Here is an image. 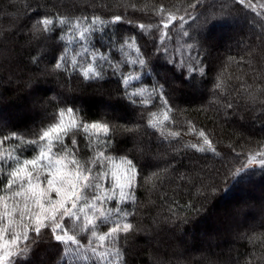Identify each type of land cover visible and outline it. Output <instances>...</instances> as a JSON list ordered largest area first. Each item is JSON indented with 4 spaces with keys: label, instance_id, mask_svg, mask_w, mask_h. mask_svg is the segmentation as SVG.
<instances>
[{
    "label": "snow or ice",
    "instance_id": "obj_1",
    "mask_svg": "<svg viewBox=\"0 0 264 264\" xmlns=\"http://www.w3.org/2000/svg\"><path fill=\"white\" fill-rule=\"evenodd\" d=\"M61 7L47 0L22 6L9 0L0 12L15 22L0 31V41L7 43V33L13 30L25 33L21 51L37 44L35 53H28L29 63L39 66L50 61L48 75L68 80L78 76L96 85L115 77L123 98L133 109L139 108L145 123H120L124 118L120 116L88 120L64 93L59 94L51 118L29 132L9 130L10 122L0 119V264H128L129 240L141 232L149 234L134 219L140 204L137 190H158L173 168L171 162L164 167L156 162L166 155L159 150L147 158L151 145L145 144V137L155 136L158 144L179 152L173 141L179 142L181 131L170 128L175 124L173 114L184 111L176 105L177 92L185 86L194 91L205 86L212 53L225 38L214 32L217 25L233 29L241 21L258 25L259 43L245 45L239 60L228 58L246 70L226 77L221 69L213 78L208 103L218 105L217 112L222 110L225 117L231 110L243 122H247L244 113H250L264 133V0H187L182 7L156 0H117L111 7L123 13L107 18L95 11L76 15ZM129 11L141 18L131 17ZM21 19L27 23L17 28ZM120 22L136 31L119 33L115 25ZM9 51L15 53V48ZM233 79L237 83H230ZM36 106L42 107L39 99ZM188 131L202 140L191 148L220 155L204 129L196 131L190 123ZM126 134L132 136L143 163L129 158L130 150L121 149L119 137ZM29 150L31 155H25ZM121 151L119 157L113 155ZM253 164H259L264 174V138L248 150L245 163L230 168L228 175L240 184L253 174L248 171ZM145 168L156 170L142 176ZM216 190L213 184L202 185L199 191ZM168 211L170 215L162 220L154 218L153 225L188 222L187 216L181 217L178 202ZM245 238L253 251L244 264L256 258L264 264V232ZM38 249L55 255L44 260ZM152 264L167 261L154 256Z\"/></svg>",
    "mask_w": 264,
    "mask_h": 264
},
{
    "label": "trees",
    "instance_id": "obj_2",
    "mask_svg": "<svg viewBox=\"0 0 264 264\" xmlns=\"http://www.w3.org/2000/svg\"><path fill=\"white\" fill-rule=\"evenodd\" d=\"M25 2L35 3L36 0H12V3L17 6H22ZM47 2L60 5L61 11L66 10L76 15H79L81 11L85 13L95 11L107 18L113 13H123V9L111 7L117 0H47ZM131 2L140 3L142 0H131ZM156 2L182 7L187 0H156ZM101 3L109 7H95ZM8 4L9 0H0V9H5ZM12 15L14 16L15 13L13 12ZM20 15L23 16L22 11ZM29 15L34 16L35 13H29ZM129 15L135 19L141 18L139 13L129 11ZM14 22L0 12V31H6L8 25ZM26 23V19H21L17 28L23 27ZM240 26L239 29H233L229 25H217L214 28V32L223 34L225 38L218 49L212 53V70L204 78L205 86L200 91H194L187 86L182 87L177 92L176 98V105L184 111H177L175 114L189 126L190 123L194 124L196 131L204 129L220 155L216 156L211 152L201 153L191 148V144H199L201 140L196 132L194 134L188 132L191 134V139H188L186 134H181L178 143L173 141L179 152H173L166 144L163 146L158 144L155 136L151 140L145 137V144L151 145L149 157H155L158 150L166 153L160 158L161 167L171 162L173 168L158 190L148 192L144 187L137 190L140 204L138 215L134 219H138L144 227L148 228L149 234L141 232L129 240L128 264H152L154 256H159L167 261V264H184L185 260L179 257L177 251L183 254L184 251L181 249H186V246L192 242L195 252L192 251L193 249L189 252L192 253L191 255L196 253L198 259L188 263L224 264L225 258L229 255L219 250L221 246L211 249L209 239L220 240L221 245L224 244V247L232 251L230 253V258L233 259L232 264L234 262L244 264L253 251L245 238L246 235L264 232V228L261 227L264 224L262 223L264 207L258 202V196L253 190L254 187L264 186V174L261 172L260 165L251 166L248 171L253 174L245 177L240 184L228 175L230 168L240 167L242 163H245L246 153L249 149L256 148V142L264 138V133L261 132V127H256L258 123L251 120L250 113H244L247 121L244 124L240 122L238 116L231 114V110L225 117L222 110L220 113L217 112L218 105L212 106L208 103L212 98L213 78L221 69L224 70L226 77L241 75L246 70V66L241 68L235 63H229L228 58L235 56L239 60L238 53L243 54L241 50L245 45L259 43L258 25L241 21ZM115 28L119 33L136 31L122 22L117 23ZM7 34L10 37L9 41L7 43L0 41V119L10 122L9 130L29 132L38 127L41 120L46 117L50 119L60 99V93H64L69 100H75V107L79 108L81 114L88 120L101 118L111 120L115 116H120L124 117L119 121L120 123H127L129 120L145 123L140 119L139 108L133 109L129 106V101L123 98L121 89L115 83V77L96 85L78 76L68 80L64 76L48 75L46 72L50 70V61L46 60L39 66L29 63L28 53L34 54L38 45L33 44L30 48L21 51L25 33H17L13 30ZM151 43L149 41V46ZM13 48L15 53L9 51ZM6 54L9 56L6 57ZM11 55H15L16 58H10ZM148 82L146 79L145 83ZM230 83H237V81L233 79ZM202 93L206 94L207 98ZM38 99L42 107L36 106ZM249 137H251L250 141ZM78 139L82 138L78 137ZM119 139L121 149L130 150L129 158H135L143 163L142 154L134 149L132 136L126 134ZM122 154V151L113 153L117 157ZM25 155H31V151L29 150ZM155 170L145 168L142 176ZM181 175L191 179H181ZM213 184L217 187L214 193L203 194L199 191L202 185ZM177 202L181 217L187 216L188 222L182 223L177 220L175 223L161 222L158 227L154 226L153 219L162 220L169 216V206L176 207ZM220 202L225 204V209H221ZM185 205H192V207L185 208ZM229 216H235L232 226L214 224L219 219H230ZM246 217L250 221H247ZM241 218L245 221L242 222ZM169 234L172 238L167 241ZM233 234H235L234 240L230 238ZM148 242L152 243L149 245ZM154 242L164 248L163 252L152 245ZM37 251L40 256L44 255V260H51L55 255L54 252L46 253L39 249ZM252 264H260V260L253 259Z\"/></svg>",
    "mask_w": 264,
    "mask_h": 264
},
{
    "label": "rangeland",
    "instance_id": "obj_3",
    "mask_svg": "<svg viewBox=\"0 0 264 264\" xmlns=\"http://www.w3.org/2000/svg\"><path fill=\"white\" fill-rule=\"evenodd\" d=\"M241 26H239L238 27V29L240 28ZM237 29V31H239ZM7 55L8 54H6V57H7ZM9 56V55H8ZM13 55H11V57H12ZM104 107L105 108H107V106L106 105H104ZM108 109V108H107ZM173 116H174V120H175V124L174 125H170V128H171V130H173V131H175V130H180L181 131V134H186V136H188V139H191V134H188V132H190V131H188V129H189V125L188 124H186V123H184L183 121H182V119L180 118V117H178V115L177 114H173ZM240 122H243V121H240ZM244 124H246V122H243ZM257 128H259V127H261L259 124H257V126H256ZM187 132V133H186ZM195 132V131H194ZM194 132H190V133H192V134H194ZM149 143V142H148ZM200 143H202V140H200ZM149 159H152L153 157L152 156H150V157H148ZM156 162H158L159 164H160V166L162 165V160L161 159H159V160H157ZM257 164H253L252 166H256ZM254 194L255 195H257L258 196V202L260 203V204H263L262 206L264 207V186H260V187H254ZM220 206H221V209L223 210V209H225L224 207H225V204L223 203L222 204V202H220ZM233 217H235V216H229V218L230 219H219V220H216L215 221V225H223V226H225V224H228V225H230V226H232L233 225ZM247 218V221H250L249 219H248V217H246ZM241 220H243L242 222H244L245 221V219L243 218H241ZM240 220V221H241ZM237 221H239V219L237 220ZM264 222V219H263V221H262V223ZM241 223V222H240ZM165 225H167L166 223H165ZM226 227V226H225ZM166 234H168V232H166ZM238 234H236V236H237ZM170 236V234L168 235V239H167V237H166V239H167V241L168 240H170L172 237H169ZM230 238H232L233 240L235 239V234H233ZM192 242V241H191ZM209 242H210V244H211V249H214V248H217V247H220L219 248V250H222V251H224V253L227 255H229V256H227V258H225V262H223L224 264H232L233 263V259L232 258H230V253L232 252H230L229 251V249L227 248V247H224V244H222L221 245V242H220V240H218V241H214L213 239H209ZM152 243V242H151ZM168 242H166V244H167ZM152 245H154V247L155 248H157V249H159V250H162V252H163V250H164V248L162 247V246H160L157 242H154V244H152ZM223 246V247H222ZM184 248V247H183ZM194 248V243L192 242V243H189L188 244V246H186V249H181L182 251H184L183 252V254H182V252L180 251H177V254L179 255V257L180 258H183L184 260H185V263L184 264H191V263H188V262H191L193 259H198V257H197V254L196 253H194V255H191L190 254V252H189V250H192ZM231 249V248H230ZM193 252H195V250L193 249L192 250ZM41 257L44 259V255H41ZM215 260V259H214Z\"/></svg>",
    "mask_w": 264,
    "mask_h": 264
}]
</instances>
